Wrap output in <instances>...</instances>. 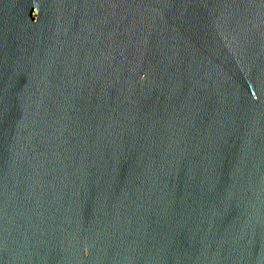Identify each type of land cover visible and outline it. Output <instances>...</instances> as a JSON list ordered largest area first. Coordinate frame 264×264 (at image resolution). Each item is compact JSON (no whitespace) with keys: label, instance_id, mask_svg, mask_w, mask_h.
Here are the masks:
<instances>
[{"label":"water","instance_id":"water-1","mask_svg":"<svg viewBox=\"0 0 264 264\" xmlns=\"http://www.w3.org/2000/svg\"><path fill=\"white\" fill-rule=\"evenodd\" d=\"M0 264H264V0H0Z\"/></svg>","mask_w":264,"mask_h":264}]
</instances>
